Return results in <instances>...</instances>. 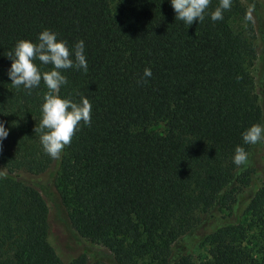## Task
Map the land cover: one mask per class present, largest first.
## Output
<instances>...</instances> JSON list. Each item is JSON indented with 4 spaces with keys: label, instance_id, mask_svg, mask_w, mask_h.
<instances>
[{
    "label": "trees",
    "instance_id": "16d2710c",
    "mask_svg": "<svg viewBox=\"0 0 264 264\" xmlns=\"http://www.w3.org/2000/svg\"><path fill=\"white\" fill-rule=\"evenodd\" d=\"M218 5L187 25L169 0H0V264H264V141L241 137L264 124V0H230L212 21ZM45 28L83 39L88 63L63 73L60 94L87 96L91 124L59 159L35 132L43 81L7 75L16 41ZM48 197L98 247L64 260Z\"/></svg>",
    "mask_w": 264,
    "mask_h": 264
},
{
    "label": "clouds",
    "instance_id": "9594fccd",
    "mask_svg": "<svg viewBox=\"0 0 264 264\" xmlns=\"http://www.w3.org/2000/svg\"><path fill=\"white\" fill-rule=\"evenodd\" d=\"M175 19L191 25L194 21L204 20L210 0H169ZM230 0H219L216 9L208 13L212 21L222 19V11L228 9ZM10 61L7 75L15 88L21 86L31 91L43 81L46 91L43 93L40 107L41 118L35 132L39 134V143L43 151L53 159H59L62 150L71 143L72 137L79 128L91 124V103L87 96L73 100L62 96L61 87L67 84L64 70L75 68L88 71L83 39L69 45L58 33L45 28L36 40L18 39L6 55ZM39 61V64L36 62ZM51 65L50 68L45 66ZM152 76L146 67L138 83H146ZM82 122V125H81ZM9 130L0 121V143L8 136ZM244 144H257L264 141V124L249 125L242 133ZM248 158V153L241 145L234 149L232 162L239 166Z\"/></svg>",
    "mask_w": 264,
    "mask_h": 264
},
{
    "label": "rangeland",
    "instance_id": "374dc122",
    "mask_svg": "<svg viewBox=\"0 0 264 264\" xmlns=\"http://www.w3.org/2000/svg\"><path fill=\"white\" fill-rule=\"evenodd\" d=\"M157 127L161 130L163 129V125ZM262 165V168H264V152L261 155V166ZM18 174L32 180H43L46 178L44 174L38 175L23 170L18 171ZM263 181L264 176L262 172H259L256 177V186H260ZM47 200L50 206V240L64 260L68 261L79 252H91L93 248L98 247L96 244L80 238V236H78V234L66 223V218L63 217L64 213L57 208L53 199L48 197Z\"/></svg>",
    "mask_w": 264,
    "mask_h": 264
}]
</instances>
